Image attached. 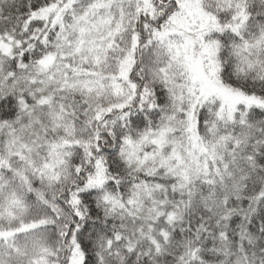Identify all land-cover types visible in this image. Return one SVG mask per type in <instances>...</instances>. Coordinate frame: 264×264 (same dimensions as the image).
<instances>
[{"label": "snow or ice", "instance_id": "obj_1", "mask_svg": "<svg viewBox=\"0 0 264 264\" xmlns=\"http://www.w3.org/2000/svg\"><path fill=\"white\" fill-rule=\"evenodd\" d=\"M0 264H264V0H0Z\"/></svg>", "mask_w": 264, "mask_h": 264}]
</instances>
